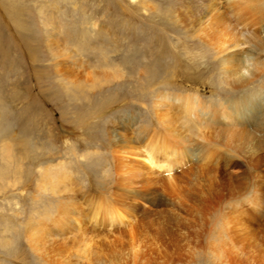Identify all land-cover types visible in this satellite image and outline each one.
Listing matches in <instances>:
<instances>
[{"label":"rangeland","instance_id":"obj_1","mask_svg":"<svg viewBox=\"0 0 264 264\" xmlns=\"http://www.w3.org/2000/svg\"><path fill=\"white\" fill-rule=\"evenodd\" d=\"M235 3L0 0V264H264V3ZM163 132L174 171L123 184L120 134ZM96 200L86 260L64 212Z\"/></svg>","mask_w":264,"mask_h":264},{"label":"bare ground","instance_id":"obj_2","mask_svg":"<svg viewBox=\"0 0 264 264\" xmlns=\"http://www.w3.org/2000/svg\"><path fill=\"white\" fill-rule=\"evenodd\" d=\"M234 1H236V3L232 7V9H233V11L234 10L236 11L235 17H236L237 25H243L245 28H247L251 24H256V22H255L256 17L253 14H251L250 12H248L247 10L245 11V6H250V5H255V4L257 5L258 3H264V0H234ZM240 2H241V4H239ZM242 2H244V7H243ZM215 11H217V10H215ZM203 12L204 13L202 14V17H200L202 21L204 19H211V17L208 16V13H206L205 10ZM213 23H216V22L214 21ZM214 26H215V24H214ZM262 33H264V32H262ZM232 63H233V66L228 71V75L230 76V79L235 78V80L237 79L239 83L244 82L245 81L244 79H246V74H245V71L243 72V70H244L243 67H245L246 63L244 61L240 62L239 59L237 61L232 62ZM236 63H238L239 66ZM246 67H245V70H246ZM238 69H240V71H238ZM249 71H251V70L248 67L247 72H249ZM164 112H166V111H164ZM165 118H166V116H165ZM261 120H262V118H261ZM166 131H164V132H166ZM164 132L158 133V134L156 133L155 135L151 136L149 139L147 138V140L142 142L143 145H141L139 147L137 145V142L128 140V139H126L125 136L121 135L122 133L120 134L122 140L119 139V141H120L119 145L118 146L115 145V151H117V154H118L117 162H116V164H117L116 169L119 173V176L121 174L127 178L126 181L122 182L123 184H129L131 181H133V176L136 177L139 174V176L142 178L141 181L143 184L145 182L152 187L157 186L160 184L159 181L155 182L151 178V177H155L154 176L155 173H157V175L159 172H161V173L162 172H165V173L169 172L171 174L174 171L173 168L179 164V159L180 160L182 159V155L174 147L173 143L171 142V139L167 135H165ZM115 155H116V153H115ZM134 156L139 158V162L137 160L130 159V157H134ZM171 178L172 177H169L166 180V185H168V187H170V188H174V186H173L174 185V183H173L174 178L173 179H171ZM160 186H162V185H160ZM99 203H101V200H98L95 203V207L92 208L91 210H89V213H86V214L82 213V210L79 209V206L78 207L76 206L73 208L68 206L64 212V217L68 220V226H70L71 222L77 223V228H75L76 226H74V225L70 227L73 229V230H71L72 231L71 232V240H70L71 244H70V246H68V245H66V246L69 247L70 251L75 250V252H73V253H75L76 256H78L76 253L77 252L76 250H78L80 252V255L82 256V258L84 257L86 260H89L91 258V255H93L94 246L92 244V238L90 236H88V234H87V231L89 229L87 228V225H84V222L89 221V219H94V218L98 217V215L100 214L101 207H102V204H99ZM90 207H89V209H90ZM117 207H118V205H117ZM105 209H107L105 211L109 215L117 214V215L121 216L120 218L125 216V212L123 211L124 209L120 205H119V208H114V207L112 208V207L107 206V207H105ZM130 211H131V209H130ZM144 211H145V213L150 212L149 210H144ZM122 221L123 222L127 221V219L126 220L123 219ZM51 232H53V233L50 234V236H52L55 233V230H53ZM130 248H131V246H130Z\"/></svg>","mask_w":264,"mask_h":264}]
</instances>
